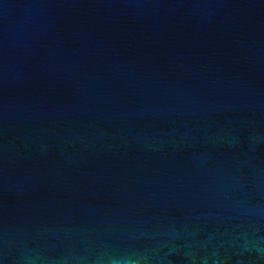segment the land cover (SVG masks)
Listing matches in <instances>:
<instances>
[{"label":"water","instance_id":"water-1","mask_svg":"<svg viewBox=\"0 0 264 264\" xmlns=\"http://www.w3.org/2000/svg\"><path fill=\"white\" fill-rule=\"evenodd\" d=\"M0 264H264V0H0Z\"/></svg>","mask_w":264,"mask_h":264}]
</instances>
